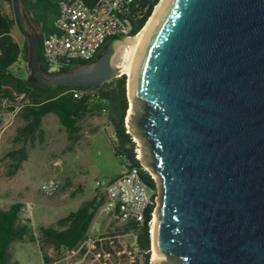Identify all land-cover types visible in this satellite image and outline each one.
<instances>
[{
    "label": "water",
    "instance_id": "obj_1",
    "mask_svg": "<svg viewBox=\"0 0 264 264\" xmlns=\"http://www.w3.org/2000/svg\"><path fill=\"white\" fill-rule=\"evenodd\" d=\"M12 12L40 87L100 89L120 76L112 58L128 37L112 36L96 59L49 73L20 0ZM126 94L125 126L158 178L150 235L161 261L152 264H264V0H167Z\"/></svg>",
    "mask_w": 264,
    "mask_h": 264
},
{
    "label": "trees",
    "instance_id": "obj_2",
    "mask_svg": "<svg viewBox=\"0 0 264 264\" xmlns=\"http://www.w3.org/2000/svg\"><path fill=\"white\" fill-rule=\"evenodd\" d=\"M1 1L8 7L10 14L3 13L0 8V100L5 97H12L14 93L20 92H25L30 99V105L23 108L17 115L22 125L17 128L12 139V148L3 156L4 159L9 161L8 176H14L22 163L28 159L29 149L34 148L36 144L43 143L42 120L46 115L54 114L57 117L59 124L68 135L69 141L74 144L80 139L79 127L77 126L78 120L93 113H103L116 135V144L113 145L116 158L121 159L124 157L132 166L139 168L141 179L149 189L154 191L155 196L157 191L156 181L143 169L140 161L135 158V142L125 126V118L129 107L126 94L127 77L123 74L104 83L100 89L95 90L96 97L91 100L85 98L76 100L67 92L70 89L79 87L56 86L42 88L29 78L20 77L12 67L19 61L28 62L29 45L26 38H24L22 45L14 40L11 34L14 27L12 0ZM84 1L88 5H92L96 0ZM159 1L135 0L131 4L130 14H133L138 7H146V11L138 20L130 18L132 31L129 37L140 31ZM58 2L59 0H20L22 15L32 27L38 29L40 44L43 36L52 29V23L58 14ZM39 63L43 69L46 68L41 57V47ZM81 63L84 62H77L72 66ZM103 203L104 197L102 196L99 200L93 198L84 202L77 210L70 212L57 221L61 229L51 226L39 228L38 239L42 243L40 251L44 264H50V257H48L44 245L52 247L57 253L61 254L68 253L80 246L86 238L95 213ZM22 208L21 203H13L7 209L0 210V264H18L12 258L11 245L13 242L22 241L27 237L31 240L34 239L27 224L20 219ZM152 208L153 206L148 209L142 224L129 223L121 227V231H119L121 234L134 232L139 248V254L135 260L125 264L150 263L151 235L149 221Z\"/></svg>",
    "mask_w": 264,
    "mask_h": 264
},
{
    "label": "rangeland",
    "instance_id": "obj_3",
    "mask_svg": "<svg viewBox=\"0 0 264 264\" xmlns=\"http://www.w3.org/2000/svg\"><path fill=\"white\" fill-rule=\"evenodd\" d=\"M0 8L3 13L10 14V10L1 0ZM24 26L31 33L39 36L38 29L32 27L25 19ZM11 34L15 41L20 45L23 44L25 37L15 24ZM12 68L20 77L31 78L26 62L19 61ZM117 70L120 75L124 74L121 68ZM21 125L22 122L16 118L0 138V210L7 209L13 203H21L23 208L20 219L27 224L30 234L34 237L33 240L27 237L22 241L13 242L10 250L12 258L18 264H44L40 251L42 243L38 239L39 228L51 226L61 229L57 224L59 219L77 210L88 200L93 198L99 200L101 196L104 197L102 192L93 191L92 187L96 182L108 183L119 175L123 170V163L114 154L115 137L105 114L93 113L79 119L77 126L80 139L74 144L69 141L57 117L48 114L42 120L43 143L29 149L28 159L22 163L16 174L10 177L8 176L9 161L3 156L12 148V139ZM128 132L135 142V151H137L135 153H140L141 166L158 186V178L142 163L146 157L141 151L144 142L134 136L129 128ZM49 180H54L57 188L52 194H45L41 191V186ZM27 204L32 205L30 212L26 209ZM94 226L97 230L93 229ZM121 227L123 226L118 221L102 214L99 208L81 244L90 237H105L114 241L119 249L128 250L132 237L130 233L121 234L119 232ZM43 247L50 257V264L55 260H61L59 264H79L77 257H70L68 253H57L50 246ZM126 262L128 261L123 259L121 264ZM170 264L176 262L170 261Z\"/></svg>",
    "mask_w": 264,
    "mask_h": 264
},
{
    "label": "built area",
    "instance_id": "obj_4",
    "mask_svg": "<svg viewBox=\"0 0 264 264\" xmlns=\"http://www.w3.org/2000/svg\"><path fill=\"white\" fill-rule=\"evenodd\" d=\"M135 0H96L88 5L84 0H59L58 14L52 23V29L41 41V57L45 70L49 73L60 71L77 62H89L101 53L106 41L112 36L129 37L132 20H138L146 7H138L133 13L129 8ZM96 89L73 88L67 92L76 100H91L96 97ZM30 105L25 92L14 93L12 97L0 100V138L13 124L19 112ZM128 132V128H127ZM116 144V135L113 131ZM137 152V151H135ZM135 158L139 160L136 153ZM123 170L119 176L108 183L96 182L93 191L102 192L105 201L100 212L118 221L122 226L129 223L142 224L145 215L153 206L150 215V227L158 205L159 188L156 195L140 177V169L132 166L122 157ZM57 188L54 180L41 186L45 194H52ZM27 211L32 205H26ZM93 229H96L94 226ZM132 243L128 250L119 249L114 241L105 237H90L77 249L68 252L70 257H77L79 264H121L123 259L133 262L139 254L134 232H129ZM55 260L51 264H59Z\"/></svg>",
    "mask_w": 264,
    "mask_h": 264
},
{
    "label": "bare ground",
    "instance_id": "obj_5",
    "mask_svg": "<svg viewBox=\"0 0 264 264\" xmlns=\"http://www.w3.org/2000/svg\"><path fill=\"white\" fill-rule=\"evenodd\" d=\"M166 1L167 0H160L157 3V5L153 9L152 14L148 18L147 22L144 24V26L140 29V31L136 35L130 36L125 41H122L116 44L115 53L112 58V64L116 68H121L123 71L122 73H124L127 76L128 88L130 87L131 73H132V69L135 63L138 50L141 44L143 43L144 39L148 35L149 31L151 30L154 22L156 21ZM128 103H129V107H128L127 114H130L132 111L133 105L131 101H129ZM126 121H127V118H126ZM138 155L140 156L139 152H138ZM156 222H157V218L154 217L152 221V225L150 227V233L152 237L154 234ZM154 261L160 262L161 260L159 256L157 255L154 249V246L152 245L150 263L152 264ZM164 264H170V261L164 262Z\"/></svg>",
    "mask_w": 264,
    "mask_h": 264
},
{
    "label": "crops",
    "instance_id": "obj_6",
    "mask_svg": "<svg viewBox=\"0 0 264 264\" xmlns=\"http://www.w3.org/2000/svg\"><path fill=\"white\" fill-rule=\"evenodd\" d=\"M120 174H121V173H120ZM120 174H119V175H120ZM119 175H116L115 178H116L117 176H119ZM113 179H114V178H113ZM96 230H97V229H96ZM96 230H95V231H96Z\"/></svg>",
    "mask_w": 264,
    "mask_h": 264
}]
</instances>
